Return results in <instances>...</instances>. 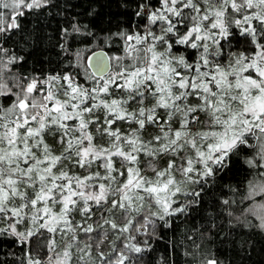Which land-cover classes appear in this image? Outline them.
Masks as SVG:
<instances>
[{
    "label": "snow or ice",
    "instance_id": "1",
    "mask_svg": "<svg viewBox=\"0 0 264 264\" xmlns=\"http://www.w3.org/2000/svg\"><path fill=\"white\" fill-rule=\"evenodd\" d=\"M116 6L115 30L41 37L60 0H0V264H232L238 230L264 235V0ZM234 170L251 191L209 207Z\"/></svg>",
    "mask_w": 264,
    "mask_h": 264
},
{
    "label": "trees",
    "instance_id": "2",
    "mask_svg": "<svg viewBox=\"0 0 264 264\" xmlns=\"http://www.w3.org/2000/svg\"><path fill=\"white\" fill-rule=\"evenodd\" d=\"M65 2L69 7H63ZM60 3L61 8L52 9L49 15L30 18V25L37 30L39 36L43 37L47 35L48 37H56L59 31L65 26V21L71 20L74 17L86 23L91 21V24L96 27H111L113 30H115L117 23L122 24L125 20V17L121 15L122 10L116 6V0H60ZM89 4L95 6V10L99 13L98 16L90 17L85 15ZM52 44H55V40H45L41 48L33 53L32 59L29 60L26 68L31 69L32 67H36L39 70V65L36 61L40 59L47 60L48 58L41 55L43 51H49V56L52 59H56L55 53L57 49L51 48ZM91 48L93 51L98 50L95 45H92ZM77 50L81 52V55L85 59L92 54L89 51V47L85 45H79ZM106 51H109L111 54H119L114 48ZM49 67H54V65L45 63V68L47 69ZM242 181V175L235 170L226 175L220 182L222 187L218 185V191H213L211 195L205 197L208 206L211 207L213 198L223 197L239 201L247 193V186ZM245 203H249V201H245ZM33 239L36 241L37 248H39L43 242L42 238L37 239L34 237ZM233 240L236 241L235 246L233 243H228L223 246V250L226 252V256L232 264H264V235L259 232L253 234L247 229H243L238 230V233L233 236ZM244 240H247L248 243L247 245L241 246L240 241ZM216 246H220L219 241H217ZM163 247L164 243L161 242V251ZM20 248L21 245H15L10 250L8 245L5 244L4 251H14L17 253L16 257L9 256L7 259H16L17 264H19V257L22 255ZM4 259L6 257L0 255V260Z\"/></svg>",
    "mask_w": 264,
    "mask_h": 264
},
{
    "label": "rangeland",
    "instance_id": "3",
    "mask_svg": "<svg viewBox=\"0 0 264 264\" xmlns=\"http://www.w3.org/2000/svg\"><path fill=\"white\" fill-rule=\"evenodd\" d=\"M250 191H251V189L247 188V193ZM249 202H251V203H255V202L264 203V196H262V194L257 193L252 197V199Z\"/></svg>",
    "mask_w": 264,
    "mask_h": 264
},
{
    "label": "water",
    "instance_id": "4",
    "mask_svg": "<svg viewBox=\"0 0 264 264\" xmlns=\"http://www.w3.org/2000/svg\"><path fill=\"white\" fill-rule=\"evenodd\" d=\"M91 55H92V54H91ZM89 56H90V55H89ZM89 56H88V57H89Z\"/></svg>",
    "mask_w": 264,
    "mask_h": 264
}]
</instances>
